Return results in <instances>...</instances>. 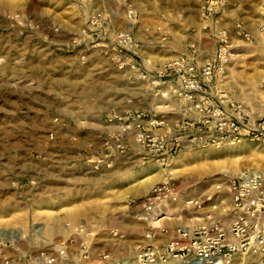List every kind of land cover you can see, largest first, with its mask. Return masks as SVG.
<instances>
[{
    "label": "rangeland",
    "instance_id": "1",
    "mask_svg": "<svg viewBox=\"0 0 264 264\" xmlns=\"http://www.w3.org/2000/svg\"><path fill=\"white\" fill-rule=\"evenodd\" d=\"M204 1L0 0V240L13 263L43 264L41 255L56 257L66 248V262L57 264H101L106 256V264H134L141 250L164 247L179 229L234 216L229 185L245 172L264 173V140L185 141L169 157L137 144L134 125L155 118L167 129L171 121L174 129L166 136L159 135L163 128L152 132L176 139L179 125L195 119L176 112L180 99H149L132 114L111 108L103 120L122 123L120 132L108 133L101 144L79 141L97 124L96 114L85 115L87 107L90 113L111 104L104 97L115 91V70L128 86L136 83L129 70L119 69L131 57L118 47L123 33L139 43L138 57L149 67L177 59L217 63L216 33L225 32L228 63L197 101L231 102L264 118V0H228L209 21ZM238 23L247 39L236 35ZM126 125L131 129L123 134ZM127 134L145 152L130 187L141 197L108 188L115 160L130 151ZM103 174L105 198L97 204ZM164 185L166 192L155 199ZM85 242L88 261L80 258ZM255 249L229 264H260L264 253Z\"/></svg>",
    "mask_w": 264,
    "mask_h": 264
},
{
    "label": "built area",
    "instance_id": "2",
    "mask_svg": "<svg viewBox=\"0 0 264 264\" xmlns=\"http://www.w3.org/2000/svg\"><path fill=\"white\" fill-rule=\"evenodd\" d=\"M227 2L228 0H205L202 7L205 20H211L221 8L227 6ZM129 15L130 19L135 17L133 12ZM235 33L238 37L248 38L240 23L235 25ZM216 39L219 45L217 63L208 62L199 66L177 59L164 62L150 73L149 67L142 65L138 57L139 43L126 33L117 36L118 47L125 48L131 53L130 59L121 63L119 67L121 71L129 70L136 83L149 81L151 76L157 83L162 84L167 80H176L179 88L173 94L187 103L189 112L195 113L194 120L183 121L179 125L180 132L175 140L171 137L165 140L152 132L153 129L164 127L163 119H149L145 123L141 120L134 125L136 143L154 155L169 157L168 153L179 148L185 141L191 145L215 146L226 140L237 142L248 137L255 141L264 140V118L254 119L253 114L244 106L219 100L208 104L197 101L205 84L217 81L218 74L224 70L230 57L226 33L219 31L216 33ZM166 40L165 34L161 41ZM151 84L153 85V82ZM126 117L128 116L122 118L115 116V119L122 121ZM130 129L131 126L126 125L122 133H127ZM115 146L122 147L123 143L118 141ZM165 187L164 185L155 190L157 192L155 199L166 192ZM229 187L235 196L232 208L234 216L231 219L229 216L221 220L209 219L202 227L192 230L179 229L175 239L164 247L141 250L134 264H174L173 261L184 264H213L218 260L229 264L236 255L247 256L251 250H256L255 248L261 249L264 253V173L245 172L236 177ZM148 202L149 206L153 205L150 200ZM82 245L80 258L82 261H88L89 244L85 242ZM6 249L7 243L0 240V264H15L6 256ZM41 259L43 264H57L58 260L66 262L67 249H58L56 257L45 258L41 255ZM108 260L109 257H102L100 263L106 264ZM260 264H264L263 259L260 260Z\"/></svg>",
    "mask_w": 264,
    "mask_h": 264
},
{
    "label": "crops",
    "instance_id": "3",
    "mask_svg": "<svg viewBox=\"0 0 264 264\" xmlns=\"http://www.w3.org/2000/svg\"><path fill=\"white\" fill-rule=\"evenodd\" d=\"M166 34V33H165ZM167 39H168V34ZM162 42V41H161ZM167 42V40H166ZM165 43V42H164ZM164 43H160L161 45H165ZM157 64L155 66L149 65V71L152 73L154 69H156L158 66L162 65ZM153 82V85L151 84ZM130 85V84H129ZM179 88V84L176 80H167L165 84L157 83L153 79V76L149 78V81H137V83L133 84V87L128 86L127 83L124 81V79L120 76L117 70H115V91H112L109 95L111 96V99L108 97H104L105 100H110L111 104L104 106H97L96 111H91L89 113L88 107L85 111V115H95L97 116V124L94 127H87L85 131H83L80 136L83 137V139H79L81 145L82 140H84L85 145L87 146V143H95V144H101L102 141H104V137L108 133L111 132H120V127H122V123L115 122V125H108L106 121L103 120V117L108 113V111L112 108H115V111L118 112L119 115H123L125 112H133L141 108V104L149 99H158L160 103H166L168 100V97L171 99H177L179 100L173 92ZM131 102V103H130ZM180 104L178 107H176V112H178L181 116L185 113V115L190 116L191 118H194L195 113L189 112L187 110L188 105L185 107V101L179 100ZM144 110V109H143ZM184 111V113H183ZM186 118V117H184ZM167 128H163L159 130V135H168L171 133V130L174 129V124L171 121L166 122ZM167 133V134H166ZM89 136L90 141L88 140ZM87 138L86 140L84 139ZM94 138V139H93ZM125 141L126 144L129 146V153L125 157H119L115 160V167L114 170L110 173L112 176V182L109 185V189H118L119 191L123 189H127L126 193L129 195H132L133 197L142 196L137 195L135 191H133L132 186L134 185V181L137 179V176H135L136 172L135 170L140 167V159L141 157H145V152L139 148L135 142L133 141L130 134L125 135ZM84 145V146H85ZM186 149V148H185ZM99 179H97L96 188H95V197H96V203H100L104 201L105 194L104 191V174L98 175ZM81 182H87L85 178L82 176L80 177ZM101 181V182H100ZM131 187V188H130ZM81 196V195H79ZM83 196V195H82ZM87 206V205H86ZM98 244H96L97 246Z\"/></svg>",
    "mask_w": 264,
    "mask_h": 264
},
{
    "label": "bare ground",
    "instance_id": "4",
    "mask_svg": "<svg viewBox=\"0 0 264 264\" xmlns=\"http://www.w3.org/2000/svg\"><path fill=\"white\" fill-rule=\"evenodd\" d=\"M220 261L221 260H218V261H216L215 263H213V264H219L220 263ZM173 262H175V261H173ZM178 264H184V263H181V262H177Z\"/></svg>",
    "mask_w": 264,
    "mask_h": 264
}]
</instances>
